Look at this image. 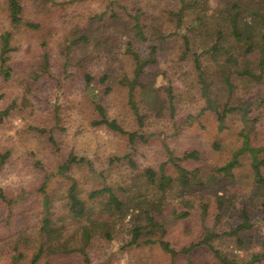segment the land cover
Listing matches in <instances>:
<instances>
[{
	"label": "rangeland",
	"instance_id": "1",
	"mask_svg": "<svg viewBox=\"0 0 264 264\" xmlns=\"http://www.w3.org/2000/svg\"><path fill=\"white\" fill-rule=\"evenodd\" d=\"M56 1L23 0L26 19L41 24L39 30H33L12 28L8 0H0V35L12 31V44L17 48L8 63L11 78L0 73V191L12 202L9 205L0 198V264H31L44 238L40 232L42 189L53 199L57 219L66 204L69 176L78 182L80 198L92 206V191L107 186L131 190L148 168L163 169L177 178L175 164L189 170H210L231 159L242 145L241 114H230L225 130L219 132L216 114L205 110L208 103L195 66L196 55L201 56L203 79L213 104L220 105L221 110L224 105L250 110V116L257 119L252 142L264 146L260 54L247 55L245 47L233 39L229 18L222 16L218 0L209 2L204 21L190 9L185 10L180 26L176 16L182 8L179 0H149L145 10L151 24L156 17L155 27L161 33L154 36L149 25L145 30L147 42L139 40L133 20L113 0ZM250 8H246L247 18L253 20ZM218 32L222 34L220 40ZM75 34H87L89 40L75 43ZM130 44L138 59L129 53ZM152 46L157 48V64H150ZM243 70L262 80L241 75ZM152 80L156 109L149 108L153 103L143 99L142 89L136 84ZM169 86L173 89L172 105ZM131 90L143 117L141 123L130 102ZM94 96L109 119L143 138L131 145L127 136L96 126L94 122L100 116ZM50 133L56 145L50 142ZM5 154L8 157L1 163ZM70 155L87 163L61 173L60 167ZM126 155H131L139 170L134 171L127 162L112 161ZM247 158L233 181L220 178L206 188L176 190L174 207L190 212L185 220L168 221L167 240L177 251L203 239L207 229L222 235L246 218L252 223V228L241 231L238 237L223 236L212 243L213 249L194 251L190 255L193 264H246L254 254L264 253V186L255 181ZM218 196H223L226 203L222 210ZM203 205L208 206L206 218ZM73 231L68 232L66 241L77 246L80 236H73ZM121 233L116 236V244L97 238L86 254L57 255L52 264L172 263L171 255L159 245L123 248ZM46 260L42 258V262ZM174 264H188V258L178 256Z\"/></svg>",
	"mask_w": 264,
	"mask_h": 264
},
{
	"label": "trees",
	"instance_id": "2",
	"mask_svg": "<svg viewBox=\"0 0 264 264\" xmlns=\"http://www.w3.org/2000/svg\"><path fill=\"white\" fill-rule=\"evenodd\" d=\"M57 3L56 0H50ZM124 9L125 14L132 21V28L135 30V35L142 42L148 41L146 29H149L151 25L152 34L158 36L161 31L156 29V17L152 18L153 24H151V17L145 10L147 4L151 3L149 0H113ZM211 0H179L182 4L181 10L176 15L179 17V22L182 21V15L185 10L190 9L197 16V19L204 21L208 16V5ZM223 8L221 9L222 16H228L229 24L233 29V39L245 47L247 55L258 52L259 58V71H264V13L263 5L264 0H218ZM123 4H122V3ZM251 3V4H250ZM9 4V21L10 25L14 29L21 27L31 28L33 30H39L41 24L28 21L25 17L26 8L23 0H8ZM132 5V6H129ZM251 5L253 20L247 18L246 8ZM114 20H118V15L115 11H112ZM144 17V18H143ZM99 21L103 22V17L99 16ZM77 34V33H76ZM74 35V42L79 41L86 43L89 38L87 34L76 36ZM218 40L222 38L221 32L217 33ZM14 35L12 31H5L0 35V73H4L7 79L11 78V67L8 65L12 52L17 48L13 46ZM189 43V40H185ZM218 46H214L212 49H216ZM211 49V50H212ZM129 53L132 52L135 59L139 58V55L133 52V47L130 44L128 47ZM157 48L152 46L150 48V64H157L156 58ZM201 56H195V66L200 72L202 77L203 87L205 91V97L207 99L208 107L205 110H211L216 114L218 120L219 132H223L226 128V121L228 116L232 113L239 112L243 123V129L240 132L242 139L241 147L236 150L231 159L221 167H213L210 170L208 168L197 167L193 170H189L180 164H175V169L178 173L177 178L168 175L163 169L156 171L152 168H148L142 172L141 181L135 183L131 190H126L124 187H112L107 186L102 189H97L89 194V200L94 204L87 205L79 196L78 182L69 176L71 183L67 189L66 204L63 209V214L54 218L53 209L54 201L50 195L42 189L44 195L42 201L43 218L40 228L41 234L44 236L43 243L37 248L36 253L31 261V264H52L53 257L57 255L73 253L86 254L87 249L97 238H103L110 243H118L116 237L119 232H122V240L124 242L123 248L141 247L159 245L165 252L169 253L172 257V263L174 264L175 258L181 255H185L188 258V264H193L190 255L201 248L207 247L213 249V242L223 236L238 237V234L243 231L252 228V223L249 219H245L244 222L237 228L224 233L218 234L214 229H207L203 239L191 243L189 246L184 247L181 251L175 250L170 242L167 240L169 235L168 221L185 220L190 216V212L184 210L179 211L174 207L176 190L180 191H192L194 188H206L214 180L221 179H236V171L243 166V160L247 158L250 161V169L253 173L255 181L260 186H264V146L254 144L252 142V133L255 129L257 119L250 116L251 111L245 108H229L228 105H224L221 110L220 105L213 104L208 94V84L203 79ZM241 75L249 76L253 79L261 81L258 75L253 74L249 70H243ZM106 77L103 81H106ZM86 80L90 83L91 77L86 76ZM228 86L232 87L229 80ZM140 86L143 99L153 103L154 107L150 109H156V104L153 102L151 96L154 90L151 87L155 84V81L150 83H136ZM169 86L168 93L169 99L172 105L173 89ZM155 89V88H154ZM94 95V94H93ZM134 91L131 90L129 97L133 106L134 112L142 122V116L139 114V109L134 102ZM93 102L96 111L99 113L100 120L94 122L96 126H106L108 129L127 136L129 143L134 145L142 136H139L137 132H127L124 128L118 124L116 120H111L107 116L105 108L99 103L97 98L93 97ZM41 130V129H40ZM42 132V130H41ZM44 132V131H43ZM50 142L56 145L54 136L49 134ZM168 152L170 150H167ZM7 154L1 156V163L6 161ZM169 157H172L169 152ZM113 162H127L134 171L139 170L135 160L131 155L124 157H117L112 160ZM87 161L84 158H78L75 155H70L65 164L60 167L61 173H68L72 166L79 164H85ZM0 198L8 203V201L2 191H0ZM226 203L223 196H218L219 210L224 209ZM208 214V206L203 205L202 215L206 218ZM247 217V214H244ZM73 231V236H80V244L73 246L72 241L69 240L68 232ZM68 236V237H67ZM126 237V238H125ZM238 243H241L238 240ZM46 257L47 260L42 262V258ZM17 261V260H16ZM264 263V253L254 254L249 262L246 264H262ZM15 264V263H14Z\"/></svg>",
	"mask_w": 264,
	"mask_h": 264
}]
</instances>
